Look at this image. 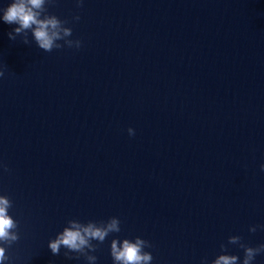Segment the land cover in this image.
Here are the masks:
<instances>
[{
    "label": "water",
    "instance_id": "1",
    "mask_svg": "<svg viewBox=\"0 0 264 264\" xmlns=\"http://www.w3.org/2000/svg\"><path fill=\"white\" fill-rule=\"evenodd\" d=\"M46 7L79 49L10 40L0 20V195L20 237L5 264H88L48 248L70 219H120L96 264H113L114 238L147 240L151 264L264 243L249 231L264 225V0Z\"/></svg>",
    "mask_w": 264,
    "mask_h": 264
},
{
    "label": "clouds",
    "instance_id": "2",
    "mask_svg": "<svg viewBox=\"0 0 264 264\" xmlns=\"http://www.w3.org/2000/svg\"><path fill=\"white\" fill-rule=\"evenodd\" d=\"M55 0H11L6 8H0V20L9 25H17L8 33L10 40L15 41L17 36H22V43L29 45V32L36 45L44 52H51L53 49H61L64 46L69 48L81 47L79 39H68L72 36V28L66 27L67 20H61L56 15L49 14L46 5L53 4ZM78 8L83 6V0H76ZM80 19L79 15L73 17ZM63 41L64 43H58ZM4 72L0 71V77ZM130 136L134 135V129L128 128ZM264 172V164L260 165ZM7 170V169H5ZM12 201L5 195H0V264L9 260L6 255L7 247L19 240L18 221L9 215ZM121 221L118 217H110L107 221H88L82 223L76 219L67 221V226L59 232L54 239L48 242V248L53 255H59L61 247L65 248V258L78 259L83 256L88 264H96L97 256L90 253L97 251L99 244H102L111 233H119ZM264 230V225H254L249 228L250 232H256L257 228ZM92 241L98 243L93 244ZM228 244L238 245L243 249L244 255L241 259L237 255L227 254V245L221 244L219 254L210 262L207 258L202 259L201 264H253L255 257L264 253V243L255 247L242 242V237L233 235L228 237ZM152 245L140 237L134 240L114 238L110 244V254L113 264H151L153 256L145 248ZM71 253L77 255L73 257Z\"/></svg>",
    "mask_w": 264,
    "mask_h": 264
}]
</instances>
